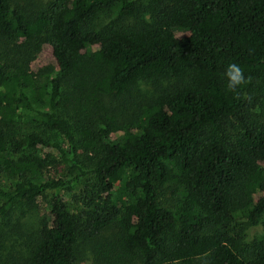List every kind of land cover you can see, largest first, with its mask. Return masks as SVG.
I'll use <instances>...</instances> for the list:
<instances>
[{
    "label": "trees",
    "instance_id": "1",
    "mask_svg": "<svg viewBox=\"0 0 264 264\" xmlns=\"http://www.w3.org/2000/svg\"><path fill=\"white\" fill-rule=\"evenodd\" d=\"M3 174L0 264H264V0H0Z\"/></svg>",
    "mask_w": 264,
    "mask_h": 264
},
{
    "label": "rangeland",
    "instance_id": "2",
    "mask_svg": "<svg viewBox=\"0 0 264 264\" xmlns=\"http://www.w3.org/2000/svg\"><path fill=\"white\" fill-rule=\"evenodd\" d=\"M48 63H49V55H48L47 51L44 50L39 55L38 59L36 60L34 67H35V69H38L40 67L47 65ZM14 181L15 180L10 179L9 177H7L4 174L0 175V183L5 187V189H8L9 186ZM73 195H74V193H67V192L62 193V197L65 199V201H67L69 203L72 202ZM51 196H52V193H50V192L47 193L46 198L43 200H40L38 202L37 209L31 210L27 206L19 205L11 213V216H10L11 222L13 224H17L18 221H20L24 225V227H22V229L24 231H27V229H25L27 226L36 225V222L39 219L46 216V214L48 212V205H49ZM73 208H75V206ZM6 222L7 221L3 220V219L0 221V229L2 228L3 230H5V229L8 230L5 227ZM242 224H244L243 220L239 221L237 227L241 228ZM247 234H249L253 239L263 240L264 239V228L259 229V230L248 229ZM6 247L7 248L5 251L0 250V253L2 254L3 257L9 256L11 253L16 254V252H14V250H11L12 245L10 244V242L8 243V245H6ZM18 249H16V250H18ZM83 264H92L91 257L89 255H88V257H86V261Z\"/></svg>",
    "mask_w": 264,
    "mask_h": 264
}]
</instances>
